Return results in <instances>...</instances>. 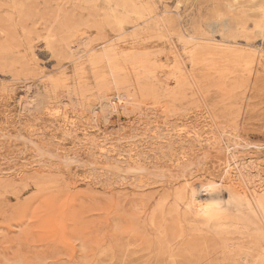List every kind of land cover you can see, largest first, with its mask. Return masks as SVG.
<instances>
[{"label": "rangeland", "instance_id": "1", "mask_svg": "<svg viewBox=\"0 0 264 264\" xmlns=\"http://www.w3.org/2000/svg\"><path fill=\"white\" fill-rule=\"evenodd\" d=\"M106 1L0 0V264H264V0Z\"/></svg>", "mask_w": 264, "mask_h": 264}, {"label": "bare ground", "instance_id": "2", "mask_svg": "<svg viewBox=\"0 0 264 264\" xmlns=\"http://www.w3.org/2000/svg\"><path fill=\"white\" fill-rule=\"evenodd\" d=\"M10 1H12L15 5H17L18 7H20V8H22L23 6H24V3H25V0H10ZM65 1V0H64ZM93 1V0H92ZM106 1V0H105ZM107 2V1H106ZM109 2V1H108ZM7 3V2H6ZM76 3V2H75ZM90 3V2H89ZM63 4V3H62ZM109 4V3H108ZM116 4V3H115ZM128 4V3H127ZM132 5V4H131ZM134 5V4H133ZM144 5V4H143ZM135 6V5H134ZM140 6H142V5H140ZM240 6V5H239ZM26 7V6H25ZM111 7V6H110ZM116 7V6H115ZM114 7V8H115ZM137 7V6H136ZM19 8V9H20ZM117 8V7H116ZM123 8V7H122ZM141 8V7H140ZM23 9V8H22ZM65 9V8H64ZM128 9V8H127ZM131 9H132V7L130 8V11H131ZM137 9V8H136ZM144 9V8H143ZM31 10V9H30ZM124 10V9H123ZM141 10V9H140ZM13 11V10H12ZM51 11V10H50ZM67 11V10H66ZM143 12H144V10H142ZM27 12H28V10H27ZM113 12V11H112ZM35 13V12H34ZM126 14H130V13H127V12H125ZM150 13V12H149ZM241 13V12H240ZM21 14V13H20ZM132 14V13H131ZM29 15V14H28ZM137 15V14H136ZM34 16H35V14H34ZM39 16V15H38ZM114 16V15H113ZM26 17V16H25ZM62 17V16H61ZM29 18V17H28ZM36 18V17H35ZM57 18V17H56ZM109 18V17H108ZM115 18V17H114ZM29 20V19H28ZM28 20H26L27 22H28ZM37 20V19H36ZM113 20V19H112ZM128 20V19H127ZM116 22V21H115ZM125 22V21H124ZM135 25V24H134ZM86 26H87V24H86ZM44 27V26H43ZM225 27V26H224ZM51 28V27H50ZM49 28V29H50ZM52 29V28H51ZM50 29V30H51ZM50 32V31H49ZM2 33V32H1ZM49 34V33H48ZM67 34V33H66ZM46 37V36H45ZM54 38V37H53ZM46 39V38H45ZM47 39H48V37H47ZM49 40V39H48ZM47 40V41H48ZM51 40V39H50ZM42 41V40H41ZM40 41V42H41ZM46 42V41H45ZM55 42V41H54ZM188 42V41H187ZM47 43V42H46ZM43 45V44H42ZM48 45V44H47ZM77 45V44H76ZM81 45V44H80ZM44 46H45V44H44ZM132 46V45H131ZM38 47H40V46H38ZM129 47V46H128ZM137 47V46H136ZM120 48V47H119ZM127 48V47H126ZM139 49V48H138ZM136 51V50H135ZM124 52V51H123ZM80 53V52H79ZM116 53V52H115ZM152 55V54H151ZM190 55V54H189ZM120 57V56H119ZM58 58V57H57ZM119 60V59H118ZM117 61V60H116ZM123 62V61H122ZM191 63V62H190ZM151 64V63H150ZM130 65V64H129ZM128 65V66H129ZM142 68V67H141ZM114 69H116V68H114ZM76 70V69H75ZM96 73V72H95ZM151 74V73H150ZM149 74V75H150ZM129 75V74H128ZM64 76V75H63ZM102 78V77H101ZM100 78V79H101ZM139 78V77H138ZM138 81V80H137ZM105 82V81H104ZM38 96V95H37ZM36 96V97H37ZM42 96V95H41ZM122 96V95H121ZM155 96V95H154ZM37 98H39V97H37ZM46 103V102H45ZM28 105V104H27ZM187 168V167H186ZM183 172H186V171H184L183 170ZM179 173H180V171H179ZM181 177V176H180Z\"/></svg>", "mask_w": 264, "mask_h": 264}]
</instances>
